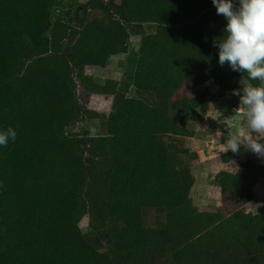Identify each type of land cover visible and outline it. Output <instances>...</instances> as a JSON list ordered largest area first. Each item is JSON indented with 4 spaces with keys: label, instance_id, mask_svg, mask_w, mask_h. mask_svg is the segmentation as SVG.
<instances>
[{
    "label": "rangeland",
    "instance_id": "374dc122",
    "mask_svg": "<svg viewBox=\"0 0 264 264\" xmlns=\"http://www.w3.org/2000/svg\"><path fill=\"white\" fill-rule=\"evenodd\" d=\"M225 24L211 0H0V264H264V160L216 136L249 82Z\"/></svg>",
    "mask_w": 264,
    "mask_h": 264
},
{
    "label": "clouds",
    "instance_id": "9594fccd",
    "mask_svg": "<svg viewBox=\"0 0 264 264\" xmlns=\"http://www.w3.org/2000/svg\"><path fill=\"white\" fill-rule=\"evenodd\" d=\"M216 14L226 24L222 34L214 39L218 49V63L227 64L233 71L246 74V86L233 90L239 97V129L224 139L217 130L221 153L231 151L235 155L241 149L264 160V0H211ZM252 81H258L252 84ZM221 115V113H219ZM17 138L13 127L0 130V147H7Z\"/></svg>",
    "mask_w": 264,
    "mask_h": 264
},
{
    "label": "trees",
    "instance_id": "16d2710c",
    "mask_svg": "<svg viewBox=\"0 0 264 264\" xmlns=\"http://www.w3.org/2000/svg\"><path fill=\"white\" fill-rule=\"evenodd\" d=\"M62 139L65 138L64 132L60 131ZM79 144L82 148L87 150L86 156L80 158L81 165L84 169V175L79 183V189L77 190L79 200V214L86 216L91 223L97 221V215L99 212V197L97 193L100 190L99 180L96 178L97 169L100 166L99 160L92 156H89L93 149L91 138H80ZM52 205V204H51Z\"/></svg>",
    "mask_w": 264,
    "mask_h": 264
},
{
    "label": "built area",
    "instance_id": "2783aa9c",
    "mask_svg": "<svg viewBox=\"0 0 264 264\" xmlns=\"http://www.w3.org/2000/svg\"><path fill=\"white\" fill-rule=\"evenodd\" d=\"M238 106H239L238 104L235 105V108H236L237 112H239V107Z\"/></svg>",
    "mask_w": 264,
    "mask_h": 264
}]
</instances>
